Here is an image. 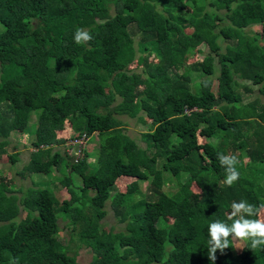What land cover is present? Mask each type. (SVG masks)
<instances>
[{"label": "trees", "instance_id": "obj_1", "mask_svg": "<svg viewBox=\"0 0 264 264\" xmlns=\"http://www.w3.org/2000/svg\"><path fill=\"white\" fill-rule=\"evenodd\" d=\"M250 26L264 37V0H0V156L16 163L9 138L34 117L19 175L68 174L55 178L68 195L62 201L0 182V264H80L55 237L59 220L90 249L87 264H264V246L250 240L236 254L226 248L208 258L209 225H230L233 201L258 212L264 205V43L245 34ZM78 28L92 39L77 44ZM200 45L208 53L184 62ZM133 62L141 75L128 71ZM190 73L204 78L191 82ZM251 87L262 99L243 103ZM117 117L144 127L143 148ZM68 129L69 140L97 135L93 157L55 150ZM236 152L247 161L236 156L240 178L229 187L217 154ZM124 178L134 180L120 191ZM135 180L147 182L144 193ZM107 201L124 232L102 230Z\"/></svg>", "mask_w": 264, "mask_h": 264}, {"label": "rangeland", "instance_id": "obj_2", "mask_svg": "<svg viewBox=\"0 0 264 264\" xmlns=\"http://www.w3.org/2000/svg\"><path fill=\"white\" fill-rule=\"evenodd\" d=\"M183 1V0H181ZM109 15L112 12V7L109 5ZM185 13V12H184ZM245 34L249 38H256L258 39L259 43L262 44L264 43V37L261 38L262 34L260 32V27L259 26H250L244 30ZM220 45L223 47L225 44L220 42ZM208 53V49L206 45H200L196 48L189 49L187 51V55L184 59V62H195L196 60H200L203 55ZM143 62L144 63H155V59L152 56H144L143 57ZM128 71L133 72L137 75H141V65L133 62L127 67ZM204 76L200 73H190L189 74V79L191 82H196L201 79H203ZM244 82H240V84H243ZM247 85H250L249 82H245ZM216 82L213 80V88H215ZM142 89L141 86H139L135 92H134V97H138L140 95V90ZM194 89V88H193ZM253 90L251 94L245 95L241 92V89L238 88V91L242 93L243 96V103L249 102L252 99L256 97H260V95L257 92L256 87H251ZM137 95V96H136ZM262 99V98H261ZM118 99L116 100V102ZM264 101V100H263ZM140 115H143V113H140ZM124 123L123 130L125 131L126 135L129 136L140 148H143V145L140 143L139 140V134L142 132L144 127L138 123L135 119H128L125 117H117ZM146 120V119H145ZM35 130V119L32 117L30 121L28 122L27 127L24 129L23 132L21 133H16L12 135L9 138V145L7 147V155L12 154V153H17V161L14 165H10L7 162L6 156H0V182L4 181L8 188H10L13 192H21L26 193L27 188L31 187L32 188H42V189H47L49 192L54 193V196L59 200L62 201L64 199L68 198L67 193L65 192V189L62 188V186L55 180V178H59L62 175L67 176V172L64 170H60L57 172H51L47 175H37V174H22L19 175V172L21 168L27 163L28 158H29V153L32 151V148L30 146V143L33 138V132ZM73 133L68 130H63L61 133V136L65 137V145H61L60 147H56L55 150L58 151L59 153H63L65 146L72 144V140L74 139H68L70 136H72ZM76 139V138H75ZM80 145V146H79ZM75 145L73 147V151L77 152L80 151L78 154V157H81V151L84 152V149L87 153H90L92 157L95 155L96 151L98 150V139L97 135L94 133L88 137V139H85V141L81 140V144ZM68 153H70L69 150H67ZM241 156L242 162H246V158L244 157V152L239 153L236 152L233 155ZM73 158L75 157L73 154L71 155ZM91 160V159H89ZM88 160V161H89ZM257 167L264 168L262 165H257ZM186 174L181 173L179 176V180L181 182H184L186 179ZM71 184L74 187L80 186L81 181L78 177L71 175ZM134 179L132 178H124L123 183L120 185L117 183V186L120 191H124V186L132 182ZM136 184L138 185L140 192L144 193L145 188L147 185L146 181L142 180H135ZM53 188V189H52ZM173 186L170 185V183L164 185L162 187V191L165 193L169 194L171 191H173ZM192 191H195L193 188L191 189ZM91 193H89L90 195ZM136 197H139L137 195ZM194 199L193 196L190 197V204H193ZM105 210V216L101 219L100 221V226L103 231H108L112 230V232H124V224L119 223L117 219L114 217L112 209L110 207L109 202L107 201L104 207ZM227 214H230V211L227 212ZM24 213L21 211L19 214V218H23ZM259 217H264V207L260 209L258 212ZM257 216V217H258ZM166 222H170L169 218H165ZM58 227H59V232L55 234V237L59 238L62 242H64L67 245V251L69 254L74 255L76 257L77 262L80 264H87L92 258L94 257L93 254L91 253L90 249L87 248L86 246L80 245L78 242L75 233H73L71 230L68 229L63 223V221L59 220L58 221ZM229 250L233 253L236 254L237 252L240 251L242 248L243 244L245 241L239 240V239H233L230 237L229 239ZM114 247L117 248V251L120 252L118 244L115 242Z\"/></svg>", "mask_w": 264, "mask_h": 264}, {"label": "clouds", "instance_id": "obj_3", "mask_svg": "<svg viewBox=\"0 0 264 264\" xmlns=\"http://www.w3.org/2000/svg\"><path fill=\"white\" fill-rule=\"evenodd\" d=\"M92 36L85 30L78 28L74 34V41L77 44L88 42ZM217 158L222 166L226 169V178L224 183L226 186L231 187L239 178L240 172L236 165L238 158L235 155L217 154ZM264 207V205L260 206ZM258 208L256 205L241 200L240 202L233 201L231 204V212L227 219L232 223L229 225L227 222L216 220L210 223L208 228L209 235V248L208 258L215 261V253L217 250L221 252L229 247V237L239 239L242 241L250 240L251 248L256 249L264 246V217H257L252 219L250 217L257 216ZM167 259V255L165 256ZM10 264H16L13 260Z\"/></svg>", "mask_w": 264, "mask_h": 264}, {"label": "built area", "instance_id": "obj_4", "mask_svg": "<svg viewBox=\"0 0 264 264\" xmlns=\"http://www.w3.org/2000/svg\"><path fill=\"white\" fill-rule=\"evenodd\" d=\"M185 113H187V111H185ZM85 139H88V138H86L84 135H81L80 137H78V138H74V140H72L71 142H72V144H70V145H66L65 147H66V149H65V151H66V154L68 155V156H70V158H72L73 160H77L79 157H78V154L80 153V151H77V152H75V151H73V147L75 146V145H79V144H81V140H83V141H85ZM80 146V145H79ZM67 150H69L70 151V153H68L67 152ZM79 152V153H78ZM74 155L75 157L73 158L71 155ZM82 154V153H81Z\"/></svg>", "mask_w": 264, "mask_h": 264}]
</instances>
